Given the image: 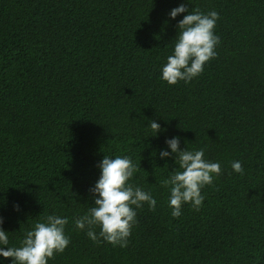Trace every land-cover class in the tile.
Returning <instances> with one entry per match:
<instances>
[{
	"label": "trees",
	"instance_id": "16d2710c",
	"mask_svg": "<svg viewBox=\"0 0 264 264\" xmlns=\"http://www.w3.org/2000/svg\"><path fill=\"white\" fill-rule=\"evenodd\" d=\"M181 4L216 11L220 43L201 75L169 86L161 69L187 14L169 13ZM177 136L222 174L201 190L199 211L185 203L173 218L162 181L178 165L159 153ZM104 155L129 156L139 171L128 183L157 202L136 209L123 248L94 243L73 223L94 206ZM48 215L68 218L71 241L48 264H264V0H0L8 247Z\"/></svg>",
	"mask_w": 264,
	"mask_h": 264
},
{
	"label": "clouds",
	"instance_id": "9594fccd",
	"mask_svg": "<svg viewBox=\"0 0 264 264\" xmlns=\"http://www.w3.org/2000/svg\"><path fill=\"white\" fill-rule=\"evenodd\" d=\"M182 13L187 14L178 21L173 54L167 57L161 69V79L169 86L180 81L189 83L201 75L205 64L217 56L215 49L220 43V38L215 34L219 19L216 11L204 13L194 8L190 12L186 4H181L173 8L169 15L175 19ZM150 128L153 136L161 131L160 124L155 120L151 121ZM165 143L171 152L161 150L160 158L174 156L178 169L171 171L162 184L170 189L168 205L172 210L171 215L179 218L185 203L199 211L204 201L201 190L212 184L214 178L222 174V169L218 162L204 159L203 148L181 149L178 136L167 139ZM97 167L100 177L94 187L89 189L94 206L75 218L73 223L76 229L87 230L86 235L94 243L103 240L114 247H127L131 230L137 223L136 209L147 204L150 211H155L157 202L150 192L128 183L134 173L139 171L129 156L111 158L104 155ZM231 168L235 173L244 174L239 161H233ZM3 222L0 217V246H7V249L0 247V257L11 258L12 264H48L49 259L63 253L71 242L65 234V227L69 223L67 217L48 215L44 222H36L31 230L25 231L19 247H8L9 237L2 228ZM95 228L100 229L99 233Z\"/></svg>",
	"mask_w": 264,
	"mask_h": 264
}]
</instances>
